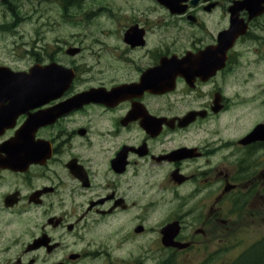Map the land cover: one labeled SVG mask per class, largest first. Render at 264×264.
Wrapping results in <instances>:
<instances>
[{"label":"flooded vegetation","instance_id":"1","mask_svg":"<svg viewBox=\"0 0 264 264\" xmlns=\"http://www.w3.org/2000/svg\"><path fill=\"white\" fill-rule=\"evenodd\" d=\"M23 1L44 5L48 34L30 37L26 66H0L51 64L71 80L26 102L0 95V264H264V247L235 236L264 219V140L250 136L264 101L243 130L224 117L252 101L243 65L264 60V11ZM19 24L0 20V45Z\"/></svg>","mask_w":264,"mask_h":264},{"label":"rangeland","instance_id":"2","mask_svg":"<svg viewBox=\"0 0 264 264\" xmlns=\"http://www.w3.org/2000/svg\"><path fill=\"white\" fill-rule=\"evenodd\" d=\"M10 1H15L14 4L15 6L19 7L20 10L22 11H26L28 13V9L31 8V4L23 1V2H17V0H10ZM41 5L38 6L37 9H35L34 11V15L32 14H28L27 15H23L22 14V20L26 21L27 24L23 25V27H27V30H29V26L30 24H35L36 22H42L46 19V14H47V10L45 9L44 5L42 3H39ZM6 10H10L6 4H4L3 2L0 1V20H4V19H11L10 17H4V11ZM20 11V13L22 12ZM33 22V23H32ZM35 22V23H34ZM38 26V25H37ZM22 27V26H21ZM69 30H71L70 28H68ZM64 32L63 29L60 30V33ZM27 44H22L19 43V47L18 49L15 51V53L17 54V58L19 60V62L21 64H24L26 61H22L25 58L26 53L24 52L25 48H26ZM7 48L9 50H12L13 45L12 43H10V40L8 41H4L2 43V45H0V48ZM96 48V46H95ZM0 59L3 60L2 58V53H1V49H0ZM250 60H253L252 58ZM249 61H247L248 63ZM246 64L244 63L243 65V79L245 78V74H250L252 73V77L249 76L247 80H243L244 82L247 83V86H250L251 88H249V90H246V88L243 87V83H242V90L243 92L248 91L247 93L250 95L251 98V102L249 105L245 104L240 106L238 109L234 110L232 113L225 115L224 117L228 118L229 116H233L236 118H240V127L243 129H245L248 126H251L256 119H261L262 116H260V107L258 108V111L255 110H251L250 111V107L253 108L254 103L256 104L257 102H254V97H258V103L261 104L262 99L264 98V60L259 61L257 64H255V67H245ZM239 82H237L235 85L231 86L229 89L232 90L233 88H236V86L238 85ZM254 86H256V88H254ZM263 91V94H262ZM240 92V90H239ZM241 94H243L242 92H240ZM250 106V107H249ZM253 114L255 115L254 120H251L253 118ZM264 119V117H263ZM224 124V123H223ZM248 124V125H247ZM247 125V126H246ZM253 207V206H252ZM251 207V208H252ZM254 211L258 214H256L258 217L264 218V205H256ZM258 224H251L249 223L248 226L246 227V225L242 226V227H237L238 231L236 232L235 236H237L236 238H242L243 239V243L241 244H251L252 242H254L256 239H260L261 236L264 234V219L262 220H258L257 221ZM241 230V232H240ZM240 232V233H239ZM231 244V246L233 245V243H229ZM236 251V250H235ZM227 256L228 253H227Z\"/></svg>","mask_w":264,"mask_h":264},{"label":"water","instance_id":"3","mask_svg":"<svg viewBox=\"0 0 264 264\" xmlns=\"http://www.w3.org/2000/svg\"><path fill=\"white\" fill-rule=\"evenodd\" d=\"M252 11H254V13L258 10L257 8H254L252 7L251 5V8H250ZM226 49V48H225ZM224 49V51H225ZM4 73L1 72V76L0 75V79L2 78V80L4 81V83L8 84L10 86V88H3L2 92L5 93V90H9L11 93L14 94V97L12 98L13 100H16V95L18 94H23L24 97L22 98L23 100H29L28 98V94H29V91H28V85H32V82H30V76H31V79L34 78V82L36 80V85H38L39 81H42L43 82V75H41L39 73V70L38 69H34V72H32V74L28 75V77L26 75H22L21 73H15L13 74V76L11 75H3ZM29 82H28V81ZM36 95L38 94V90H36ZM40 93L44 94L43 90L40 91ZM261 126L263 125H260L257 129L254 130L253 134L254 135H262V131L260 130L261 129Z\"/></svg>","mask_w":264,"mask_h":264},{"label":"trees","instance_id":"4","mask_svg":"<svg viewBox=\"0 0 264 264\" xmlns=\"http://www.w3.org/2000/svg\"><path fill=\"white\" fill-rule=\"evenodd\" d=\"M259 245H262V247H264V242L260 243ZM259 254H261V252H258Z\"/></svg>","mask_w":264,"mask_h":264}]
</instances>
